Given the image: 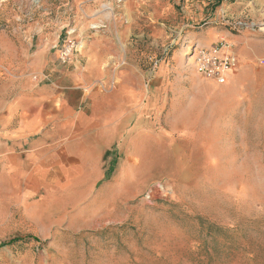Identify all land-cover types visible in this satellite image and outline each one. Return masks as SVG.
Returning <instances> with one entry per match:
<instances>
[{
  "label": "rangeland",
  "instance_id": "rangeland-1",
  "mask_svg": "<svg viewBox=\"0 0 264 264\" xmlns=\"http://www.w3.org/2000/svg\"><path fill=\"white\" fill-rule=\"evenodd\" d=\"M65 4L0 0V107L8 79L22 77L21 64L30 63L40 38L47 40L40 48L56 58L62 29L78 17L77 7ZM96 6L95 32L114 20L118 31L131 28L130 40L122 42L127 63L119 67L151 74L150 84L147 77L133 85L151 92L146 106L153 128L141 136L134 158L125 154L120 166H111L109 180L121 166L127 174L111 184L121 200L117 196L105 220L56 212L6 220L7 210L0 209V264H264L258 97L250 100L242 130L222 132L212 111L216 85L198 79L191 59L194 47L215 44L213 38L208 47L197 43L210 30L241 36L245 47L257 49L253 64L263 74L246 85L264 89V0H100ZM238 20L255 27L238 34L230 26ZM114 83L106 86L113 93L123 87L119 78Z\"/></svg>",
  "mask_w": 264,
  "mask_h": 264
},
{
  "label": "crops",
  "instance_id": "crops-1",
  "mask_svg": "<svg viewBox=\"0 0 264 264\" xmlns=\"http://www.w3.org/2000/svg\"><path fill=\"white\" fill-rule=\"evenodd\" d=\"M98 1L66 0L65 7H77L78 17L62 29V38L70 27L86 38L80 63L62 66L57 50L56 58L50 59L47 49L40 48L47 40L40 38L30 63L21 64L22 77L8 79L2 91L0 209L7 210L6 220L43 219L50 212L61 216L93 213L97 221L100 216L105 220L120 198L111 184L127 174L121 166L109 180L111 166H120L125 154L134 158L141 136L153 128L148 118L151 105L146 106L151 92L138 91L133 85L146 83L147 77L150 84L152 76L136 67H119L127 63L129 52L122 42L130 40L131 28L118 31L114 20L106 31L91 30L99 20L90 19ZM207 34L197 39L198 45L208 47L212 38L215 44L226 38L240 56V68L227 75L225 85L203 81L216 85L212 110L216 126L222 132L226 127L229 133L237 127L242 130L251 111L250 100L257 97L262 124L264 89L254 91L258 86L246 85L263 76L253 64L257 49L245 47L241 36L215 30ZM38 75L41 80L36 82L33 77ZM118 78L123 87L108 91L106 86Z\"/></svg>",
  "mask_w": 264,
  "mask_h": 264
},
{
  "label": "built area",
  "instance_id": "built-area-1",
  "mask_svg": "<svg viewBox=\"0 0 264 264\" xmlns=\"http://www.w3.org/2000/svg\"><path fill=\"white\" fill-rule=\"evenodd\" d=\"M234 31L254 29V24L238 20L230 23ZM91 30H95L93 27ZM86 38L80 35L75 27H70L62 44H57L54 49L59 54V62L64 67L80 63L85 49ZM196 72L206 81H214L219 85L227 83V75L240 68V56L233 44L226 40L204 47H194L191 56ZM34 81L39 82L41 76H34Z\"/></svg>",
  "mask_w": 264,
  "mask_h": 264
},
{
  "label": "trees",
  "instance_id": "trees-1",
  "mask_svg": "<svg viewBox=\"0 0 264 264\" xmlns=\"http://www.w3.org/2000/svg\"><path fill=\"white\" fill-rule=\"evenodd\" d=\"M15 242H18L16 238L12 239V241H10L9 243H3V245L4 246L9 245V244L12 245V243H15Z\"/></svg>",
  "mask_w": 264,
  "mask_h": 264
}]
</instances>
